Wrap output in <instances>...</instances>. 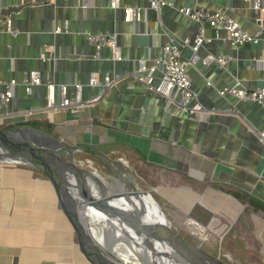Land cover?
Wrapping results in <instances>:
<instances>
[{
    "label": "crops",
    "instance_id": "crops-1",
    "mask_svg": "<svg viewBox=\"0 0 264 264\" xmlns=\"http://www.w3.org/2000/svg\"><path fill=\"white\" fill-rule=\"evenodd\" d=\"M166 1L172 6L155 10L149 0H118L116 8L110 0H0V78L20 80L25 72L38 70L43 82L30 93L21 84L13 86V99L0 115L35 110L27 120L15 117L6 122L38 124L36 128L62 143L77 145L97 160L102 154L116 167L122 160L110 157L118 154L160 177L157 194L186 217L206 227L218 215L237 227L232 229L236 237L248 228L264 253V211L252 203L264 206V141L258 137L264 130V109L256 101L217 92L235 82L247 90L263 84L264 31L257 43L232 47L222 29L205 26L211 39L198 48L199 59L187 66L204 112L179 111L134 77L138 60L150 65L170 40L194 38L198 23L177 7L223 11L249 33L259 30V17L264 30V12L253 8L251 0ZM259 2L264 6V0ZM127 6L144 8L145 16L125 21ZM8 15L15 33L5 26ZM57 25L60 32L54 31ZM97 34L116 35L120 60L112 59L107 45L96 51L88 36ZM44 45L52 46V59L47 61L40 59ZM207 53L231 59L224 66L205 63ZM180 54L188 60L192 51L181 46ZM91 73L97 85L88 84ZM106 74L114 82L102 91ZM46 80L53 82L57 102L60 86L65 85L73 109H45ZM76 83L81 84L82 101L102 91L100 99L76 104ZM0 264H89L78 251L51 182L23 164L0 162Z\"/></svg>",
    "mask_w": 264,
    "mask_h": 264
},
{
    "label": "water",
    "instance_id": "water-1",
    "mask_svg": "<svg viewBox=\"0 0 264 264\" xmlns=\"http://www.w3.org/2000/svg\"><path fill=\"white\" fill-rule=\"evenodd\" d=\"M78 150L77 145L64 144L29 125L0 128V162L26 165L49 179L78 251L89 264H128L95 238L91 225L103 220L123 240L142 247L143 264H230L180 235L170 221L150 219L151 205L167 219L158 203L157 188L140 187L122 174V164L116 167L111 159L101 158L102 154L96 157L104 174L84 167L74 161L73 153ZM156 243L166 250L156 248Z\"/></svg>",
    "mask_w": 264,
    "mask_h": 264
},
{
    "label": "built area",
    "instance_id": "built-area-1",
    "mask_svg": "<svg viewBox=\"0 0 264 264\" xmlns=\"http://www.w3.org/2000/svg\"><path fill=\"white\" fill-rule=\"evenodd\" d=\"M250 1V0H246ZM49 3H54L55 0H47ZM118 0H110V6L112 8L118 7ZM162 5H170L171 2L166 0H149V7L157 10ZM251 6L258 9L260 12H264V6H262L259 0H251ZM177 10L191 18L198 23L197 32L191 40L189 38H182L178 41L170 40L161 47V53L158 57L154 58L150 65H146L145 60H138V66L134 77L137 81L144 84V86L165 98L168 103H171L174 108L182 112H204L205 108L198 102L197 95L198 92L195 91L191 86V78L187 72V66L189 64L195 63L199 59L197 50L204 42L209 41L211 37L205 35V26H211L220 28L224 31L225 40L232 46L238 47L245 43H257L262 35L263 24L262 18H257L259 22V30L255 33H249L243 29L238 20L235 17L223 11L209 10L201 6H188L183 5L177 7ZM146 10L141 7H131L127 6L123 8V16L125 21H130L133 19H139L144 17ZM67 25V22H65ZM5 26L8 31L15 33V30L11 28V16L8 15L5 18ZM61 26H55L54 31L60 32ZM89 42L98 51L102 46L107 45L112 50V59L120 60L121 52L120 47L117 43L116 35H89ZM188 46L192 55L188 60L181 59L180 47ZM52 46L44 45L43 50L40 53V59L47 61L52 59ZM231 56L226 54H211L207 53L202 60L205 63L216 62L219 66H224L228 61H230ZM113 79L110 78L108 74L104 76L103 89L110 87L113 84ZM41 74L38 70H29L25 72L20 80L14 77H9L7 79L0 78V110L7 107L13 99V86L16 84H21L27 93H30L32 86L42 84ZM98 78L94 73H91L88 79V84L97 85ZM47 90V105L46 110L49 112L67 109L72 107V103L66 96L65 85L60 86L61 98L57 102L55 100V87L51 80H46L44 82ZM210 85V82L207 81ZM75 88V103L78 105H89L97 102L101 93L89 100L84 102L80 98L81 84L76 83ZM218 94L221 96L231 95L240 100H252L256 101L264 109V82L262 85L256 87L253 90H247L239 82H235L230 86H225L219 89ZM36 111L32 109L26 110H13L7 112L4 115H0V128H8V123L6 120L22 117L27 120L28 116L34 115ZM18 124H21L19 121ZM18 124H14L18 126ZM25 124H21L24 126ZM13 126V127H15ZM259 139L264 141V130L260 132Z\"/></svg>",
    "mask_w": 264,
    "mask_h": 264
},
{
    "label": "rangeland",
    "instance_id": "rangeland-1",
    "mask_svg": "<svg viewBox=\"0 0 264 264\" xmlns=\"http://www.w3.org/2000/svg\"><path fill=\"white\" fill-rule=\"evenodd\" d=\"M14 124L13 126H15ZM13 126H8V128ZM18 126H21V124H18ZM40 131L45 132L42 129ZM73 158L78 164L87 168L96 169L99 173L104 174L102 162L87 154L84 150H78L73 153ZM110 158L116 161L118 160V162L122 160L123 163H120L122 164L120 167L122 174L132 182L137 183L140 187L148 189L160 185L161 179L154 173H150L141 167L138 168L126 162L124 159L119 158L118 154L111 155ZM157 197L161 210L170 221L172 228L176 229L180 235L187 237L189 240L200 243L208 253L219 256L220 259L230 264H264V253L260 248V250L258 249L259 246L254 242V238L250 235L248 228H242L244 235H238L236 237L232 229H236L237 227L234 224H229V222L221 221L217 215L214 216L217 221L216 224H218L217 227L208 229L207 225L206 227L203 226L200 231L199 228H194L189 225L188 221L190 218L186 217L183 211L167 202L163 196L158 194ZM136 258L143 264L139 254H137Z\"/></svg>",
    "mask_w": 264,
    "mask_h": 264
},
{
    "label": "bare ground",
    "instance_id": "bare-ground-1",
    "mask_svg": "<svg viewBox=\"0 0 264 264\" xmlns=\"http://www.w3.org/2000/svg\"><path fill=\"white\" fill-rule=\"evenodd\" d=\"M51 142V141H50ZM51 143H56L55 141ZM57 144V143H56ZM158 188V187H157ZM160 189H157L159 191ZM194 204V203H193ZM150 212H149V217L150 219L161 221V222H167V220L164 215L159 212V210L154 206L151 205L148 207ZM192 212V211H191ZM216 218H211L208 222V229L215 228L218 226L216 224ZM215 220V221H214ZM189 225L194 227V228H199L200 231L202 230L203 226L200 224L196 223L194 220H189L188 221ZM213 223V224H211ZM92 231L95 234V238L100 242L101 244L107 246L111 251L116 253L120 258H122L123 262H126L128 264H142L140 261L137 260L136 256L139 253H142V247L134 245L133 242H127L126 240H123L120 236L121 233L116 229L111 231V227L106 221H101L99 222V225L92 224ZM197 230V229H196ZM135 237L134 235H132ZM156 248L158 249H165V246H163L160 243H156L155 245Z\"/></svg>",
    "mask_w": 264,
    "mask_h": 264
},
{
    "label": "trees",
    "instance_id": "trees-1",
    "mask_svg": "<svg viewBox=\"0 0 264 264\" xmlns=\"http://www.w3.org/2000/svg\"><path fill=\"white\" fill-rule=\"evenodd\" d=\"M27 125H29V126H31V127H37L38 124H27ZM252 203L255 204V206H256L257 208H259V209H261V210L264 211V206H263L261 203H259V202H257V201H253V200H252Z\"/></svg>",
    "mask_w": 264,
    "mask_h": 264
}]
</instances>
